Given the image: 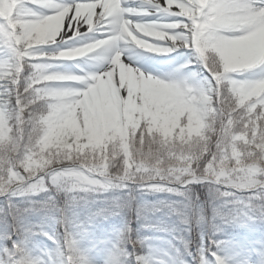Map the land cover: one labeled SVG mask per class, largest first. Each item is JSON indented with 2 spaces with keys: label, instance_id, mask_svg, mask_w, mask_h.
<instances>
[{
  "label": "snow or ice",
  "instance_id": "obj_1",
  "mask_svg": "<svg viewBox=\"0 0 264 264\" xmlns=\"http://www.w3.org/2000/svg\"><path fill=\"white\" fill-rule=\"evenodd\" d=\"M0 264H264V0H0Z\"/></svg>",
  "mask_w": 264,
  "mask_h": 264
}]
</instances>
